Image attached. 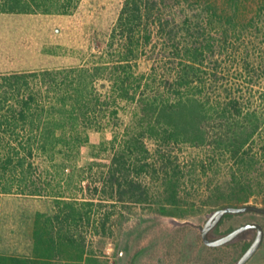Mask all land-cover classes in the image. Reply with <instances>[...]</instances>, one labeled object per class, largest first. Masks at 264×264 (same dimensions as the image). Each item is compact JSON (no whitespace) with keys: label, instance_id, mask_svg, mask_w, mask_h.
<instances>
[{"label":"trees","instance_id":"1","mask_svg":"<svg viewBox=\"0 0 264 264\" xmlns=\"http://www.w3.org/2000/svg\"><path fill=\"white\" fill-rule=\"evenodd\" d=\"M80 2L0 0V14L66 16ZM140 56L150 67L139 74ZM96 58L91 66L0 74V195L49 194L54 204L52 214H35L31 254H0V264H101L84 259L78 223L86 208L107 207V190L120 201L145 199V187L128 180L130 170L137 175L150 164L145 138L156 143L158 153L186 144L231 161L228 177L209 193L219 208L247 206L264 193V89L252 90L264 80V0H124ZM236 64L239 76L249 78L245 90L234 78L223 83ZM100 80L109 85L103 98L97 91ZM119 100L136 107L127 139L100 173L91 195L98 202L94 197L80 201L70 185L77 157L89 142L87 132L99 129L98 120L106 114L116 118ZM159 157L164 167L166 153ZM38 158L54 161L52 175L39 170ZM66 170L71 171L67 187L59 191L58 181L53 183ZM166 189L169 206L177 210V191ZM160 213L175 216L165 207ZM233 216L225 215L211 234L221 237L233 230L218 232ZM108 218L106 213L96 221V232L106 234ZM252 241L227 246L238 248L239 259Z\"/></svg>","mask_w":264,"mask_h":264},{"label":"rangeland","instance_id":"2","mask_svg":"<svg viewBox=\"0 0 264 264\" xmlns=\"http://www.w3.org/2000/svg\"><path fill=\"white\" fill-rule=\"evenodd\" d=\"M123 1L81 0L76 10L66 16L0 14V74L93 65L106 47L109 32ZM149 67L147 58L140 56L135 71L145 73ZM236 69L237 64L232 66L229 74H225L223 83L234 78L237 79L235 85L245 90V81L249 78L247 75L240 77ZM96 85L103 98L108 91V83L100 80ZM263 89L264 80L252 88L254 92ZM116 110L115 119H110L106 114V119L98 120L99 129L87 132L89 142L77 157V169L70 177V185L74 198L80 201L94 197L91 195L94 187L100 183V173L106 170L105 166H108L123 139H127L126 129L132 122L136 107L129 101L119 100ZM144 146L149 152L147 157L150 164L137 175L130 170L128 180L135 179L145 187V199L134 203L126 196L120 201L116 192L107 190L104 198L108 199L104 201L107 207L94 206L91 211L86 208L88 216L83 210L85 215L76 231L85 240L84 259L97 260L101 264H235L239 256L238 248L227 245L208 247L200 236L207 218L219 208L212 199L210 202L209 193L228 177L227 168H230L231 161L217 158L206 147L179 144L159 149L168 157L165 168L159 157L162 152H157L156 143L151 138H145ZM142 156L138 153L139 159ZM56 161L59 160L56 159L55 164ZM36 162L40 165V171L52 175L54 161L38 158ZM200 162L205 172L200 168ZM90 163L93 165L91 171L88 169ZM140 163L134 162L135 165ZM218 166L220 169L215 171ZM70 172L64 171L53 183L55 187L58 181L61 187L59 191L66 189L65 181ZM168 187L175 188L178 193L177 210L167 202ZM97 198L94 197V201ZM245 205L264 208V193L257 197L256 202L251 199ZM161 207L173 211L175 216H163ZM53 210V196L49 194L42 197L0 195V254L29 256L35 214L49 215ZM106 213L109 220L106 234L102 235L94 227L96 221ZM86 217H89L88 222ZM247 223L262 227L263 240L246 264H264V215L245 213L233 216L224 220L218 232L225 233ZM253 238L254 233L249 232L243 240L238 241H251Z\"/></svg>","mask_w":264,"mask_h":264},{"label":"water","instance_id":"3","mask_svg":"<svg viewBox=\"0 0 264 264\" xmlns=\"http://www.w3.org/2000/svg\"><path fill=\"white\" fill-rule=\"evenodd\" d=\"M247 212H256L259 214H264V208L256 207L253 205L247 206H225L215 210L206 220L201 229V240L208 247H221L226 246L234 242L242 233L248 230H254L255 236L253 241L247 250L241 255V257L236 261L235 264H246L247 261L255 254V252L260 248L263 240V229L259 224L247 223L233 229L228 234L216 238L210 239L209 233L212 231L220 220L228 214L237 215Z\"/></svg>","mask_w":264,"mask_h":264},{"label":"flooded vegetation","instance_id":"4","mask_svg":"<svg viewBox=\"0 0 264 264\" xmlns=\"http://www.w3.org/2000/svg\"><path fill=\"white\" fill-rule=\"evenodd\" d=\"M244 225V224H243ZM232 231V230H231ZM230 231V232H231ZM249 232H253L254 233V236H255V231L254 230H248V231H246V232H244V233H242L235 241H238L239 239H244L245 238V236H247L248 234H249ZM229 233V232H228ZM227 233V234H228ZM226 235V234H225ZM209 238L210 239H216V238H220V237H218V236H216V235H213V234H211V231H210V233H209ZM222 237V236H221ZM254 239V238H253ZM233 243V242H232ZM231 243V244H232Z\"/></svg>","mask_w":264,"mask_h":264}]
</instances>
